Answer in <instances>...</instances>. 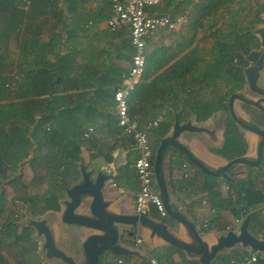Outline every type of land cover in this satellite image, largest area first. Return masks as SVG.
Instances as JSON below:
<instances>
[{
	"label": "crops",
	"instance_id": "crops-1",
	"mask_svg": "<svg viewBox=\"0 0 264 264\" xmlns=\"http://www.w3.org/2000/svg\"><path fill=\"white\" fill-rule=\"evenodd\" d=\"M18 1L21 2L19 7L21 12L20 33L18 37L13 35L10 40L5 36L2 42L5 60H8L5 61L7 75L14 77L17 72L16 65L19 63V73L20 77L24 78L23 83L35 77L61 79V85L48 87L49 91L41 96H36V99L44 100L45 108L50 106L52 109L60 108L62 110L76 105L78 102L74 99L82 96L80 101L83 104V110L92 111L89 115L91 119H87L86 122L92 124L91 126L93 124L104 126L105 120L103 117H98L97 112L114 108V101L107 98L106 90H111L113 86L122 87L128 84L122 74L124 68H127V72L129 71L135 51L130 41L128 27L113 32L108 25V20L113 15L110 0ZM204 1L194 0L188 6L189 0H164L158 7L148 9L150 13L182 15L185 17V22L182 28L176 32L160 29L147 36L146 60L152 58L153 61L164 63V65L159 71H150L146 66L144 74L133 82L129 113L131 120L139 126H148L157 119H160V123L163 121L168 123L171 125L168 135L172 133L177 121L181 125L191 122L192 125L206 127L210 130V134L184 131L179 140L197 158L211 167V170H218L228 162L213 152L214 149H221L224 143V128L214 127L221 112L214 114L206 121L199 122L197 114L190 107L193 102V94H199L201 97L199 100H202V71L196 69L194 77H188L187 79L190 80L185 83L180 78L179 82L172 80L174 73L171 70V67L181 60L203 62L211 59L209 54L201 51L211 52L216 40L210 39V35L215 29L220 31L224 26L223 22L219 21L213 28L207 25L199 29L193 23L194 19L200 17L197 16L194 7ZM8 44L12 50H8ZM206 44H210V48H204L203 46ZM184 48H186L184 52L177 53ZM193 51L199 53L195 55ZM263 79L264 73L262 72L260 82ZM183 84L185 86H181ZM170 86H173L175 91L169 89ZM197 90H201V92L199 93ZM34 97L33 95L29 96V98ZM57 97L65 98L60 101ZM4 103L6 102L1 104ZM181 111H185V114H182ZM101 131L97 133L95 130L92 137L99 140L100 146L106 147L107 143L109 144V148L103 149L102 154L110 155L113 160L106 162L104 157L99 156L90 162L85 171L94 182L99 174L109 177L102 189L105 204L103 212L108 217L136 215L135 199L139 191V180L134 163L139 153L135 147L134 139L124 130L122 138L118 140L106 137L105 131L103 129ZM245 134L248 143L247 154L250 155L254 139L252 138L250 142L248 140L250 133L245 131ZM90 151L91 154L97 153V149L94 147H90ZM154 160L153 154V166ZM194 166L179 151L169 148L164 157L162 176L173 211L192 222L204 243L211 249L218 244L220 237L227 235L230 231H238L239 224L247 216L246 214H235L234 210L238 211L234 204L236 196L234 192L230 191L229 183L233 182L231 174L247 173L248 170L239 169L232 173L227 172L228 178H226L208 175L200 169L198 171ZM80 175L77 183L83 179L81 172ZM154 180L155 190L159 193L155 169ZM206 188L216 189L214 190L216 198L212 197L213 192ZM66 199L65 195L61 201L59 212L48 211L41 216L33 217L26 210L30 217L27 221L32 219L46 221L53 232L56 246L67 256L80 262L84 256L82 245L89 236L110 237V235L91 228L65 223L62 219L65 209L62 202ZM92 200V196H84L75 215L89 217V206ZM214 204H218L220 208H216L213 206ZM147 217L158 224L162 230L164 229L166 235L171 238L194 247L197 246L195 238L186 225L168 216H166L167 218L162 217L154 206L150 207ZM22 222L26 221L18 222L19 232L25 227L21 225ZM229 226H231L230 229H227ZM70 227L75 228L78 232L76 240L64 232ZM115 227L119 233L116 245L129 253L117 255L106 252L101 259V264H117L118 259L130 264H149L150 256L157 257L165 264H175L173 263L175 254H179L186 261L184 263L179 261L177 264H202L196 255H188L183 249L165 241L148 225L137 226L136 232L132 236L125 235L124 225L116 224ZM35 233L37 232L35 231ZM256 237L264 239L263 236ZM139 238L142 239L141 245L136 243ZM72 240L75 242L74 244H71ZM41 248L44 252L43 258L48 261L47 264H65L60 259H48L46 250L43 249V243ZM94 248L96 247L94 246ZM253 255L257 256L259 260L248 264H264L263 254L254 252L240 244L222 250L211 261V264H241L246 257Z\"/></svg>",
	"mask_w": 264,
	"mask_h": 264
},
{
	"label": "trees",
	"instance_id": "trees-1",
	"mask_svg": "<svg viewBox=\"0 0 264 264\" xmlns=\"http://www.w3.org/2000/svg\"><path fill=\"white\" fill-rule=\"evenodd\" d=\"M245 1H251L246 13L243 8ZM193 2L194 0H189L187 5L190 6ZM20 5L18 0H0V264H7L2 254L4 240L12 239L20 244L30 239L33 233L26 226L19 232L20 219L16 217L19 203L33 217L48 211L59 212L67 190L79 180L82 167L87 168L99 156L104 157L106 162L113 160L110 155L102 154V150L106 147L108 149L109 144L106 147L100 146L99 140L92 137L93 134L86 138L87 130L93 128L98 133L103 129L106 137L112 140L122 138L123 134V129L118 125L114 102L111 110L97 112V116L105 120V125L91 126L86 121L91 119L89 115L92 111L83 110L80 101L82 96L74 99L78 102L76 105L62 110L52 109L50 106L45 108V101L36 99V96L48 92V87L61 85V79L35 77L23 83L19 63L16 65V75H7L5 61L8 60H5L2 42L3 37L7 36L10 40L13 35L18 37L20 33ZM194 10L200 16L193 20L199 29L207 25L213 28L217 21H222L226 29L224 33L220 32L223 29H215L212 33L216 43L209 61L176 62L171 67L174 73L172 80L179 82L183 79L186 83L196 69L202 71V100H199V94H193L191 110L197 114L199 122L206 121L219 112L226 113L224 143L221 149H214L213 152L228 161L241 158L248 152V143L240 127L231 118L227 103L230 96L243 90L246 84L243 73V68L247 66L245 55L259 47V40L251 29L263 23L264 0H205L196 5ZM227 17L230 20L225 19ZM186 48L177 53L184 52ZM8 50H12L9 44ZM197 53L199 52L193 51V54ZM163 65L164 63L153 61L152 58L147 59L146 66L150 71H159ZM125 73L127 68H124L122 75ZM118 88L113 86L111 90H106L107 98L114 101V93ZM169 89L173 90V86ZM201 90L197 91L200 93ZM31 95L35 97L29 98ZM63 98L65 97H57L60 101ZM2 102L6 103L1 104ZM181 113L185 114V111ZM170 130L171 125L164 121L149 130L154 156L161 140ZM90 147L96 148L97 153L91 154ZM247 168V173L231 174L233 182L229 183V188L236 196L234 204L240 211L234 212L236 215L256 212L249 229L254 236L264 237V156L259 167ZM206 189L213 192L211 196L216 198V189ZM213 206L220 208L218 204ZM261 207L263 212L262 209L259 210ZM7 210L15 219L4 222L2 217ZM173 259L175 264L179 261L186 262L179 254L173 255Z\"/></svg>",
	"mask_w": 264,
	"mask_h": 264
},
{
	"label": "water",
	"instance_id": "water-1",
	"mask_svg": "<svg viewBox=\"0 0 264 264\" xmlns=\"http://www.w3.org/2000/svg\"><path fill=\"white\" fill-rule=\"evenodd\" d=\"M264 16V15H263ZM261 25V24H260ZM258 26V25H257ZM254 35L260 38V44L264 45V28L257 27L253 31ZM245 61L249 63L248 66L243 68V73L246 85L249 90L257 95V98L251 99L243 93V90L233 93L227 103L229 114L233 121L242 129L255 135L257 137V157L252 160L249 155L236 158L227 162L226 165L218 170H211L212 168L197 158L181 141L179 137L184 131L190 133L206 132L211 133L206 127L192 125L191 122L181 125L177 121L173 127L170 135L161 140L157 149L154 169L157 178V186L159 188V195L164 203L167 216L186 225L195 241L197 246H191L180 241H177L170 236L166 235L164 229L152 221L149 217L144 215H113L108 217L103 210L105 204L103 199V185L109 177L99 174L96 181L90 179V175L86 173L85 168H81L82 181L69 188L66 192L67 199L62 202L65 207L62 219L69 225H75L83 228H91L100 231L104 234H109L110 237L103 235H91L83 243V259L80 262L75 261L70 256H67L57 246L51 228L44 220H35L22 222L21 225L32 228L38 233V236L44 238L43 249L46 250V257L48 259H60L65 264H101V259L106 252H111L117 255L129 253L125 249L119 248L116 244L119 240V233L115 225H124L126 236H132L136 232L137 226H150L154 232L159 233L163 239L172 245L183 249L188 255H196L202 264H211V261L224 249L232 248L234 245H242L245 248H250L252 251L264 255V239L257 238L249 231L251 219L256 212L248 214L239 224L238 231H230L227 235L219 238L218 244L209 249L199 235L196 226L175 213L170 205L168 192L162 176L163 161L165 154L169 148H174L183 154L193 165H195L202 172L211 176H223L228 178L227 172H234L239 166L242 167H259L262 164L264 156V129L252 124L250 121L242 118L237 112V103L240 102L249 107L255 108L260 112H264V87L260 86L261 74L264 71V53L262 50H253L245 55ZM224 113V112H223ZM219 128V127H218ZM92 196L93 200L89 206V217L75 215L76 209L81 205V200L84 196ZM107 207V206H106ZM136 213V212H135ZM97 218L98 220H96ZM100 220V221H99ZM94 246L96 248H94Z\"/></svg>",
	"mask_w": 264,
	"mask_h": 264
},
{
	"label": "built area",
	"instance_id": "built-area-1",
	"mask_svg": "<svg viewBox=\"0 0 264 264\" xmlns=\"http://www.w3.org/2000/svg\"><path fill=\"white\" fill-rule=\"evenodd\" d=\"M164 0H110L112 17L108 25L113 32L123 27H128L130 41L134 47L130 70L123 75L128 84L119 87L114 93V103L117 111L118 125L132 136L139 156L134 163V168L139 180V191L135 199V212L138 215L147 216L151 206H154L162 217L167 216L164 203L154 187L153 148L149 137V130L158 126L160 119L155 120L148 126H139L133 122L129 113V101L132 95L133 82L145 72L146 60V38L149 34L165 29L176 32L182 28L185 17L182 15H168L150 13L148 9L158 7ZM94 133L89 128L85 134L88 138ZM238 222V220H237ZM227 229H230L228 227ZM137 245L142 244V239L136 240ZM259 258L255 255L246 257L241 264L257 262ZM149 264H165L157 257L150 256ZM117 264H130L118 259Z\"/></svg>",
	"mask_w": 264,
	"mask_h": 264
},
{
	"label": "rangeland",
	"instance_id": "rangeland-1",
	"mask_svg": "<svg viewBox=\"0 0 264 264\" xmlns=\"http://www.w3.org/2000/svg\"><path fill=\"white\" fill-rule=\"evenodd\" d=\"M250 6H251V1H245V4L243 5V8L245 9L244 10L245 13L248 11ZM223 13H225V12H223ZM225 19L230 20L229 17H227ZM218 22L219 21H217V24H218ZM257 27H263L264 28V25L262 23L261 25L255 26L253 29H251V31L252 32L256 31ZM222 29L223 30L220 31V32L224 33V30L226 29L225 26ZM212 31L209 30V32H212ZM256 37L260 41V38L258 36H256ZM211 38H212V40L215 41V39H214V37L212 35H210V39ZM263 40H264V36H263ZM215 43H214V45H215ZM214 45H213V48H212L211 52L214 49ZM260 45H261V48L259 50H262L263 53H264V45H263V47H262V44H260ZM203 47L208 49V48H210V44H206ZM206 51L207 50L201 51V52L202 53H207V54H209L211 56V52H206ZM260 86L262 88L264 87V79H263V81L260 82ZM206 93H207V91H206ZM243 93L245 95H247L251 99L257 98V95L254 94L253 92H251L247 85L244 88ZM237 112L245 120L250 121L252 124H254V125L258 126V127L260 126L261 129H263V113L260 112L259 110L238 102L237 103ZM226 117H227L226 113L221 112L219 114V118H218L216 124L214 125V127L224 128ZM240 130H241L242 134L244 135V137L246 139V134H245L246 130H244L242 128H240ZM252 138L254 139V144L252 145L249 158L254 160L257 157V153H256V150H257V137L255 135L251 134V133L248 134V140L250 142H251ZM236 169H248V168L239 166ZM259 210H261V209H259ZM9 213L10 212L8 210L4 212L3 217H2L4 222H7L8 219H15V217H12ZM16 217L18 219H20L19 222L27 221L28 218H30L27 215L26 208H25V206L23 204H20V203L18 204V210H17ZM32 231H33V233L31 235V238L26 240V241H24V242H21L20 244L15 243L14 240H12V239L4 240L5 246L2 249V251H3V256H4L5 261H6L7 264H27V263L28 264H42V263L48 262V261H46L45 258H43L44 257V252L42 251V248H41L43 240H44L43 236L40 237V236H38L37 233H35L34 230H32ZM64 232H65V234L72 236L74 240H76V238L78 237V232H77V230L75 228H71L70 227L68 230L66 229ZM74 243L75 242L72 240L71 244H74ZM49 263H50V261H49Z\"/></svg>",
	"mask_w": 264,
	"mask_h": 264
},
{
	"label": "flooded vegetation",
	"instance_id": "flooded-vegetation-1",
	"mask_svg": "<svg viewBox=\"0 0 264 264\" xmlns=\"http://www.w3.org/2000/svg\"><path fill=\"white\" fill-rule=\"evenodd\" d=\"M263 25H264V16H263ZM261 48V45H260V41H259V47H258V49L257 50H259ZM246 65L248 66L249 65V63H247L246 62ZM263 73H264V71H263ZM246 87V84H245V86H244V88ZM244 90V89H243ZM260 127V126H259ZM261 128V127H260ZM263 129H264V112H263Z\"/></svg>",
	"mask_w": 264,
	"mask_h": 264
}]
</instances>
